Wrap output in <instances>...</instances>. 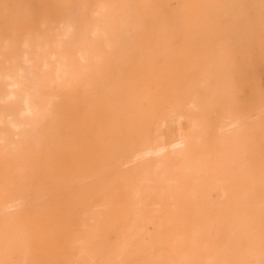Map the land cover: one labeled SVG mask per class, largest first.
I'll list each match as a JSON object with an SVG mask.
<instances>
[{
    "label": "bare ground",
    "instance_id": "1",
    "mask_svg": "<svg viewBox=\"0 0 264 264\" xmlns=\"http://www.w3.org/2000/svg\"><path fill=\"white\" fill-rule=\"evenodd\" d=\"M233 1L143 0L116 29L0 1V264H244L264 245V0ZM195 94L169 152L155 116Z\"/></svg>",
    "mask_w": 264,
    "mask_h": 264
},
{
    "label": "rangeland",
    "instance_id": "2",
    "mask_svg": "<svg viewBox=\"0 0 264 264\" xmlns=\"http://www.w3.org/2000/svg\"><path fill=\"white\" fill-rule=\"evenodd\" d=\"M2 1V0H0ZM4 2L14 5L20 0H3ZM30 9L35 10L40 13L50 12L52 14L58 13L62 10L67 9L71 4L75 5V9L79 11H84L85 9L95 10L103 9L105 13L104 24L116 29L117 27L125 26L134 21L137 17V11L139 6L142 4L143 0H113L112 4L99 6L98 1L92 0H25ZM109 0H100L99 2ZM240 1H233L230 5L232 11L241 8ZM59 23L56 20L46 21L44 23L38 24L37 30L45 31L49 26H58ZM45 38H39L35 34L29 37L31 45L37 44L39 41H44ZM35 58L32 60L30 68V76L34 79H39L43 77V69L37 62H43L45 59L44 48H38L33 46L30 48ZM38 77V78H37ZM201 105L200 96L195 94L193 96L192 102L187 104H181L174 110L166 109L162 113H159L153 125L157 127V130L150 131V136H158V141H165L171 143V148L169 147V152L176 150L180 147L181 137L190 135L194 133L195 127L193 121L195 119H200L201 117ZM182 111V112H181ZM166 114V115H165ZM158 120V122H157ZM164 122V123H163ZM193 124V125H192ZM261 134L258 130V135ZM257 135V136H258ZM260 137V135L258 136ZM175 145V146H174ZM171 160L177 163L178 159L176 155H170ZM177 165V164H176ZM208 199L215 203L217 206L222 207L225 205V197L221 194L219 189H213L208 193ZM209 239L211 243L210 254L213 258L220 254V245L222 244V236L220 233L211 232ZM264 261V245L260 248H256L253 252L247 254L243 259L244 264H261Z\"/></svg>",
    "mask_w": 264,
    "mask_h": 264
}]
</instances>
